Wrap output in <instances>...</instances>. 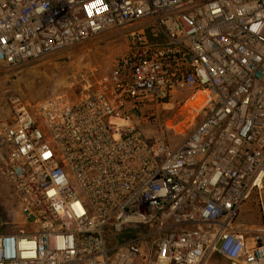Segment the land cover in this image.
<instances>
[{
  "label": "built area",
  "instance_id": "built-area-1",
  "mask_svg": "<svg viewBox=\"0 0 264 264\" xmlns=\"http://www.w3.org/2000/svg\"><path fill=\"white\" fill-rule=\"evenodd\" d=\"M113 30L107 73L0 119V264H264V0H0V64ZM169 98L176 146L143 129Z\"/></svg>",
  "mask_w": 264,
  "mask_h": 264
},
{
  "label": "rangeland",
  "instance_id": "rangeland-1",
  "mask_svg": "<svg viewBox=\"0 0 264 264\" xmlns=\"http://www.w3.org/2000/svg\"><path fill=\"white\" fill-rule=\"evenodd\" d=\"M125 52L124 31L113 30L18 67L0 64V119L11 123L20 104L35 115L39 103L57 93L75 98L85 81L95 82ZM158 118L161 126L143 129L150 136L161 130L172 146L181 143L193 128L194 121L179 99H167ZM9 201L7 183L0 178V210H7ZM251 208V201L243 206L240 222H259Z\"/></svg>",
  "mask_w": 264,
  "mask_h": 264
}]
</instances>
